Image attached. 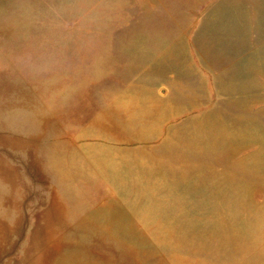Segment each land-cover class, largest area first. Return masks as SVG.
Instances as JSON below:
<instances>
[{
  "label": "rangeland",
  "instance_id": "rangeland-1",
  "mask_svg": "<svg viewBox=\"0 0 264 264\" xmlns=\"http://www.w3.org/2000/svg\"><path fill=\"white\" fill-rule=\"evenodd\" d=\"M0 264H264V0H0Z\"/></svg>",
  "mask_w": 264,
  "mask_h": 264
}]
</instances>
